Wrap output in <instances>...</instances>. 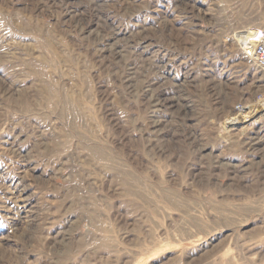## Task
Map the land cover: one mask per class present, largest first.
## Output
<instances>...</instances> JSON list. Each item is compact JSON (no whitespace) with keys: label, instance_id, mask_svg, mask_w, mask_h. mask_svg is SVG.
<instances>
[{"label":"rangeland","instance_id":"374dc122","mask_svg":"<svg viewBox=\"0 0 264 264\" xmlns=\"http://www.w3.org/2000/svg\"><path fill=\"white\" fill-rule=\"evenodd\" d=\"M253 31L264 0H0V264H264Z\"/></svg>","mask_w":264,"mask_h":264},{"label":"bare ground","instance_id":"6f19581e","mask_svg":"<svg viewBox=\"0 0 264 264\" xmlns=\"http://www.w3.org/2000/svg\"><path fill=\"white\" fill-rule=\"evenodd\" d=\"M249 38L253 44V47L256 46V49H254V52L257 50V47L264 41V37L262 36L261 31H253L249 33ZM257 65V64H256ZM260 69L264 70L262 67H259ZM254 111L251 109V107H246L243 109V119L252 118ZM8 212H11V210H8ZM7 213V212H6Z\"/></svg>","mask_w":264,"mask_h":264},{"label":"built area","instance_id":"2783aa9c","mask_svg":"<svg viewBox=\"0 0 264 264\" xmlns=\"http://www.w3.org/2000/svg\"><path fill=\"white\" fill-rule=\"evenodd\" d=\"M246 55L251 58L252 62L257 64L258 67L264 69V41L257 47V50L252 53L251 50L246 49Z\"/></svg>","mask_w":264,"mask_h":264}]
</instances>
